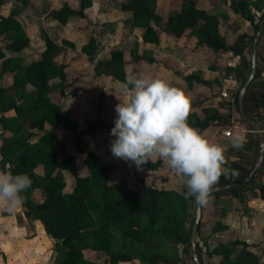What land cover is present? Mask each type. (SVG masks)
Wrapping results in <instances>:
<instances>
[{
    "label": "trees",
    "instance_id": "obj_1",
    "mask_svg": "<svg viewBox=\"0 0 264 264\" xmlns=\"http://www.w3.org/2000/svg\"><path fill=\"white\" fill-rule=\"evenodd\" d=\"M6 1L0 0V7ZM18 1L23 7L29 5L28 0ZM89 2L82 0L78 11L64 7L53 17L62 22L72 16L84 17ZM263 3L264 0H230L229 8L251 23L255 35L264 16ZM154 5L153 0H128L121 6L124 12L131 14L134 25L143 29L144 43H159V36L152 24L177 37L186 34L194 38L197 47L203 46L213 52L228 51L234 55L241 54L247 41L254 38V35L240 34L232 45H227V38L220 28L221 16L199 7L198 0H182L180 13L168 17L163 26L160 17L153 12ZM252 9L261 13L258 23ZM0 39L7 40L4 46H0V76L13 74L12 85L0 87V125L3 131L12 132V136L1 138L0 166L5 169L6 165H10L13 175L26 174L32 180L31 186L22 193V205L26 208V214L40 220L46 233L55 240V264H100L84 259L83 251L86 249L105 254L107 260L104 264H120L124 259L133 257L141 264H183L177 245H187L191 232L184 234L181 216L169 202L173 198L187 202L190 198L185 199L173 190L152 189L142 181L137 190L129 189L123 180L110 185L108 165L95 151L81 148L78 144V151L84 155L82 165L88 171L87 176H79L75 157H65V147L55 135V129L61 123L62 109L48 98L54 88L49 85L52 79L58 78V85L62 88L67 80L65 66L57 65L53 60L58 45L46 37L40 58L29 60L24 55L29 48V38L14 14L0 16ZM62 44L74 47L64 40ZM125 66L123 52L113 50L110 58L98 63L94 70L98 75L104 73L126 85ZM186 80L196 81L205 88L218 86L216 82L203 81L193 75L186 76ZM28 86L32 87L30 91H27ZM99 103L101 109L103 95ZM10 110L14 112L13 116L3 115ZM26 123L42 131L34 144L28 142L29 136H24ZM45 123L51 126L50 130L44 129ZM113 127L114 122L99 120L80 133L83 136L94 135L106 129L113 140L114 137L110 135ZM192 127L203 130L206 124L193 122ZM38 165L44 167L43 176L34 173ZM225 167L228 168L227 165ZM65 172L75 177L74 190L70 194L63 193ZM228 183L227 176L222 175L214 187ZM35 188H39L44 196L40 204H35L31 199ZM238 190L233 188L228 192L236 193ZM223 193L218 192L213 196ZM257 195L264 201V187L258 188ZM225 211L226 207L222 209V217ZM226 229L227 225L222 221L216 222L212 228L213 231ZM238 246H242L239 251ZM211 251L220 258L215 264H264L262 257L241 240H235L232 244L219 242L213 245Z\"/></svg>",
    "mask_w": 264,
    "mask_h": 264
},
{
    "label": "crops",
    "instance_id": "obj_2",
    "mask_svg": "<svg viewBox=\"0 0 264 264\" xmlns=\"http://www.w3.org/2000/svg\"><path fill=\"white\" fill-rule=\"evenodd\" d=\"M28 1L29 5L24 8H22L23 5L18 0H7L0 7V16L7 17L14 14L18 22L23 26L29 38V48L24 52V55L29 60H38L42 51L45 49L44 39L47 37L58 45V50L53 59L57 65L63 64L57 62V57L61 58L65 54L70 55L69 52H71L70 57H74L75 55L73 52L79 49L82 60L95 63L92 68V70H94L98 63L106 60L98 57V54H92L89 41L84 42L82 45L76 44V42L80 41L81 37H84V33L89 32V27H91L90 25H86L85 27L82 26L83 30L80 33V38L76 37L79 32L75 33V29L78 28L80 24L79 20L83 18L87 24L88 13L91 11L92 7L96 8L98 5V3H96L97 1H100L102 4L100 6H102V8L100 9L97 6L95 18H100L105 14L104 8L113 9V7L117 5V7L121 9V6L128 0H90L88 8L84 11V17L72 16L65 22L54 18L53 14L59 12L64 7H68L72 11H78L82 0ZM179 3L181 7L182 2L179 1ZM229 4L230 0H198V6L206 10H219L222 7L225 9L224 12H222V14H225V18L220 20V28L223 29L225 27L228 29L226 31L224 30L225 33H223L227 38V45H232L237 33L253 36L255 31L251 23L244 16L236 15L229 9ZM19 6H21V8H19ZM262 8L264 11V3L262 4ZM123 12L119 14L118 18H127L130 24H133V29L139 28L132 22L131 14ZM174 13H170L169 15L171 16ZM252 13L255 15V20L258 21L261 13L253 9ZM48 16L51 18H48ZM232 23H240L241 27L238 29L237 26H234L237 30H231L232 26L229 24ZM152 26L159 36V43H144L142 40V33L140 37L135 38V43L139 48H143L145 45L148 52L155 53L157 55L156 57H162L163 63L158 62L156 66H167L164 68L165 70L166 68L177 66L176 69H183L186 71V73L183 74L184 77L193 75L199 77L203 81H211L218 84V86L215 85L216 88H220L218 96L209 100L212 104L210 114L215 116L212 123L216 125V127H213L215 132L211 131L214 134L211 133L209 136L211 137L210 141L223 145L225 148V157L228 160L227 166L230 170L229 175H227L229 183L239 184L244 182L258 161L260 146L257 132L242 119L237 105L241 84L250 72L253 40L247 41L246 48L241 54L234 55L228 51L213 52L203 46L197 47L196 40L194 38H189L186 34L177 37L173 33L162 31V27H156L153 24ZM167 34L170 37L168 44L164 42L165 38H163V36ZM69 35H73L74 37H69ZM126 36L125 39L127 42L134 40L132 33L128 32ZM56 39H59L60 42H57ZM98 39H100V37ZM63 40L71 43L74 47L62 44ZM6 42L7 40L0 39V46H4ZM33 43L35 46H33ZM122 43L128 45L125 41ZM160 44H162V49L159 48L157 50L155 47ZM31 49H36L37 52H39L38 58L29 57L28 52ZM114 50L122 51L123 56L125 54L122 47H116ZM131 54H134V52L130 53L132 61L133 55ZM137 54L141 55V51L139 50ZM129 61L130 60H127L125 55L124 62L126 66L128 63H131ZM1 62L2 60H0V63ZM64 66V72L67 74L64 88L58 85V78L52 79L49 82V85L54 88L48 94V98L52 103L60 107V102L52 99L53 95H55L54 92L59 91L63 93L67 89L71 71L76 69L75 66H67V64ZM126 66L125 73H127ZM235 70H238V72H235ZM96 75L114 79L112 76H108L104 73ZM0 78H6L7 80V82L0 83V87H9L13 83L12 73H4ZM31 89V86L27 87V91ZM243 107L245 115L257 122L260 126L264 138V24L256 45L255 73L245 92ZM1 115L0 113V117ZM3 115L13 116L14 112L10 110ZM61 123L55 129V135L59 139L60 137L57 131L61 130ZM27 125L30 124H25L26 132L24 136H29L28 142L34 144L37 142L42 131L31 125V128L28 129ZM44 129L50 130L51 126L45 123ZM237 131L242 132L245 137V143L240 150H235L229 145V137ZM226 132L230 135L226 136ZM10 136H12V132L3 131L0 125V146L2 144L1 138ZM62 143L65 147L64 155L66 157H75L76 164L78 165V153L75 152V154H73L69 152L63 141ZM0 171L10 172V165H6L5 169L0 166ZM34 173L38 176H43L44 167L38 165L34 169ZM259 187H264V154L259 168L254 172L242 189H239L236 193L226 191L219 196L217 200L219 204L217 207L221 208L225 206L226 211L224 217L218 214L216 222H224L227 225V229L224 231H213L210 226V229L208 227L207 231L204 233V240L201 242L204 246L202 248L204 253L202 254L197 251V257H199L200 263L215 264L219 262L220 258L212 254L211 250L213 245L219 242L232 244L235 240H241L248 244L250 250L261 256L262 261H264V201L257 195ZM73 190V183L70 184L65 177V188L63 189V193L70 194ZM31 199L35 204L42 203L44 201L42 191L39 188L33 189ZM220 204L222 206H220ZM220 211L221 210H219L218 213H221ZM205 240L206 242H204ZM54 245L55 240L46 233L42 222L35 219L32 215H27L26 208L22 204L17 206L14 212H9L3 205H0V264H55L56 253L54 252ZM241 248L242 246H238L237 251ZM86 252L92 255L103 253L95 252L90 249L83 251L85 260L100 263L93 259L86 258ZM179 252L183 264H196L193 260L190 244L179 246ZM103 255L105 259L100 264H104L107 260L106 255Z\"/></svg>",
    "mask_w": 264,
    "mask_h": 264
},
{
    "label": "rangeland",
    "instance_id": "obj_3",
    "mask_svg": "<svg viewBox=\"0 0 264 264\" xmlns=\"http://www.w3.org/2000/svg\"><path fill=\"white\" fill-rule=\"evenodd\" d=\"M153 1H155L153 12L160 17L162 24H164L168 17L179 14L181 11L179 1L182 2V0ZM96 3H98L97 6L101 9L102 6L100 5L102 4L100 1H97ZM19 8H21V6H19ZM22 8L24 7L22 6ZM96 8L92 7L91 11L88 13L87 24L83 18L79 20L80 24L78 28L75 29V33L79 32L76 37L80 38V33L83 30L82 26L85 27L86 25H90L91 27H89V32L84 33V37H81L80 41L76 42V44L82 45L84 42L89 41L92 54H98V57L105 60L110 58V52L116 47H122L125 53L124 57L126 55V59L131 62L126 66V77L128 78L133 75L139 76L141 74L150 75L153 78H160L167 81L170 86L179 88L185 94L190 103L188 123L190 126H192L193 122H203L206 124V128L203 130H200L199 128L195 129H197L202 136L210 140L211 137L209 136L213 133L211 131L215 132L213 127H216V125L212 123L215 116L210 114L212 104L209 100L218 96L220 88H216L215 86L205 88L202 84L196 81H187L186 77L183 76L186 71L183 69H176L177 66L166 68V70L164 68L167 66H156V63L158 62L163 63L162 57H156L157 55L155 53L148 52L145 45L143 48H139L135 43V38L141 36L143 29H133V24H130V21H128L127 18H118L119 14H122L123 11L119 9L117 5H115L113 9L104 8L103 10H105V14L100 18H95V11H97ZM224 10L225 9L222 7L219 10L212 9L206 11L216 12L221 16V20L225 18V14H222ZM170 13L174 14L170 16ZM48 18L51 17L48 16ZM256 22L258 23V21ZM240 23L229 24L232 26L231 30H237L234 26H237L239 29V27H241ZM222 30L224 32V30L226 31L228 29L224 27ZM128 32L133 34L134 40L131 42H127L125 39ZM238 35H240V33L236 34L233 43L237 40ZM72 36L73 35H69V37ZM99 37L100 39H98ZM163 38H165L164 42L168 44L170 38L168 34L164 35ZM56 40L57 42H60L59 39ZM123 41L128 43V45L123 44ZM33 46H35L34 43ZM155 48L157 50L159 48L162 49V44ZM139 50L141 51V55L137 54ZM131 51L134 52V54H132V61L130 56ZM69 53L70 55L65 54L61 58L57 57V62L63 63L64 65L67 64V66H75L76 69L71 71L67 89L63 93H60L59 91L54 92L55 95H53L52 99L60 102L63 111L61 130L57 131V134L64 142L65 146H67L69 152H72L73 154L76 152L79 155L77 156L78 165L76 164L78 175H88V171L82 165L84 155L81 154L77 148L79 144L81 148L93 149L96 151V153L102 158L103 162L108 165V183L110 185L123 180L129 189L137 190L140 188V182L142 181L152 189L173 190L178 194L183 195L182 193L186 191V189H184L181 184L180 178L160 158L157 157L150 160V162L147 163L148 166L142 167V169L138 170L135 164L131 161L126 162L123 159L116 158L112 155L110 151L111 137L106 129H102L94 135L83 136L80 133L81 129H85L87 125L99 120L108 121L109 123L114 122L117 116L115 107L120 102H124L127 99V95L124 92L125 84L109 77L97 76L94 70H92L95 63H89L86 60H82L79 49L78 51L73 52L75 55L74 57H70L71 52ZM28 55L31 58H38L39 52H37L36 49H31L28 52ZM2 82H7L6 78H0V83ZM101 95L104 96V103L102 104L101 109H99V98ZM27 127L28 129L31 128L30 125H27ZM153 166H155V168H153ZM65 177L70 184H75L74 176L65 173ZM219 196L215 197L211 195L206 204H201L202 215L197 234V244L199 246L198 251L202 254L204 253L202 251L204 246L201 242L204 240V233L209 226L211 228L214 227L218 214H221L222 209L225 207H217L219 204V201H217ZM170 201V206L175 209L178 216H181V222L185 227L184 234L188 235L191 232L195 218L196 201L194 198H190L187 202L176 198H173ZM220 206L222 205L220 204ZM219 210H221V213H218ZM204 242H206V240ZM179 246H181V244L177 245L178 250ZM86 258L93 259L100 263L105 259L103 254L92 255L87 252ZM120 264L141 263L138 259L133 257L124 259Z\"/></svg>",
    "mask_w": 264,
    "mask_h": 264
},
{
    "label": "clouds",
    "instance_id": "obj_4",
    "mask_svg": "<svg viewBox=\"0 0 264 264\" xmlns=\"http://www.w3.org/2000/svg\"><path fill=\"white\" fill-rule=\"evenodd\" d=\"M127 99L115 107L117 114L110 135V151L116 158L131 161L138 170L154 158H160L180 178L185 199L208 202L214 185L225 167L223 145L213 143L190 126V103L185 94L160 78L133 75L124 89ZM245 137L237 131L229 145L242 149ZM26 174L0 171V205L9 212L23 203L22 193L31 186Z\"/></svg>",
    "mask_w": 264,
    "mask_h": 264
},
{
    "label": "water",
    "instance_id": "obj_5",
    "mask_svg": "<svg viewBox=\"0 0 264 264\" xmlns=\"http://www.w3.org/2000/svg\"><path fill=\"white\" fill-rule=\"evenodd\" d=\"M263 24H264V16L258 24V30L256 31L254 38H253V41H252L250 72H249L247 78L245 79V81L243 82V84L239 90L238 98H237V105H238V111H239L240 116L242 117V119L247 124H249L257 132V134L259 136V144H260V146H259V158H258V161H257L254 169L252 170V172L249 174V176L247 177V179L244 182L239 183V184L238 183H228V184L223 185V186L213 187V190L211 191L210 196L214 195L218 192L229 191L233 188L242 189L247 184L248 180H250V178L252 177L254 172L259 168V166L262 162V159H263L264 138H263L261 128L257 124V122H255L254 120H252L251 118H249L245 115L244 107H243V100H244L245 92H246L249 84L251 83L253 76H254V73H255L256 45H257V41L259 39V36L261 34V30L263 28ZM201 215H202L201 204L196 202L195 218H194V222H193V225L191 228L190 241H189V244H190V247L192 250L193 260L196 264H200L198 261V257H197V232H198V228H199ZM263 258H264V254H263Z\"/></svg>",
    "mask_w": 264,
    "mask_h": 264
},
{
    "label": "built area",
    "instance_id": "obj_6",
    "mask_svg": "<svg viewBox=\"0 0 264 264\" xmlns=\"http://www.w3.org/2000/svg\"><path fill=\"white\" fill-rule=\"evenodd\" d=\"M230 134L226 132V136H229Z\"/></svg>",
    "mask_w": 264,
    "mask_h": 264
}]
</instances>
